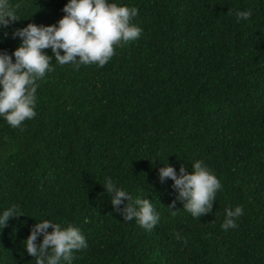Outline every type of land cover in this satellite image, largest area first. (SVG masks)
<instances>
[{
	"label": "trees",
	"instance_id": "trees-1",
	"mask_svg": "<svg viewBox=\"0 0 264 264\" xmlns=\"http://www.w3.org/2000/svg\"><path fill=\"white\" fill-rule=\"evenodd\" d=\"M68 2L9 0L19 21L0 29V50L11 55L21 43L12 33L29 23L57 24ZM108 3L138 9L139 39L103 67L53 57L36 116L18 128L0 116V215L13 206L23 214L0 228V264H35L25 242L44 220L86 238L71 264H264V0ZM198 160L222 189L212 212L194 218L159 169L191 173ZM106 178L129 203L152 202L153 230L123 219L128 201L112 207ZM237 206V227L225 231V209Z\"/></svg>",
	"mask_w": 264,
	"mask_h": 264
},
{
	"label": "clouds",
	"instance_id": "clouds-1",
	"mask_svg": "<svg viewBox=\"0 0 264 264\" xmlns=\"http://www.w3.org/2000/svg\"><path fill=\"white\" fill-rule=\"evenodd\" d=\"M18 8L19 5L13 7L9 0H0V29L19 21ZM62 11L65 15L57 24L29 23L27 27L16 29L12 38L19 37L21 43L11 55L0 50V116L13 128L36 116L38 81L46 72L54 70L50 66L53 57L62 66L74 64L79 68L81 64H98L103 67L115 55V48L139 39L142 33V29L133 23L138 15L135 7L117 6L108 0H69ZM236 16L238 20H248L251 12L239 11ZM46 49H51V56L45 54ZM192 169L189 173L181 165L178 175L175 168L166 163L159 169V180L161 183L172 180V187L178 192L176 199L183 203L184 210L194 218H201L212 212L222 184L203 161H196ZM104 189L111 196V205L117 212L121 211L120 205L128 201L122 210L126 222L135 218L148 231L158 224L160 216L149 199L137 198L129 203L132 197L117 187L111 178L105 179ZM175 205L174 200L169 208H175ZM225 213L222 228L226 231L237 227L235 219L243 214V207L227 208ZM21 215L15 206L5 210L0 215V228L6 227L11 218ZM49 228L52 229L50 233ZM175 235L178 241L183 239L187 244L186 238L179 233ZM40 236L43 239L38 244ZM25 244L27 253L35 258V264H60L61 260L71 264L73 253L88 247L79 228L62 227L48 220L32 227Z\"/></svg>",
	"mask_w": 264,
	"mask_h": 264
}]
</instances>
